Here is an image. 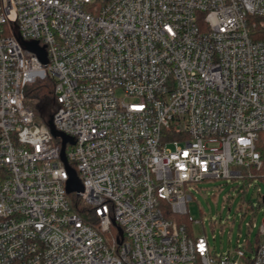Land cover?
<instances>
[{
    "label": "built area",
    "instance_id": "obj_1",
    "mask_svg": "<svg viewBox=\"0 0 264 264\" xmlns=\"http://www.w3.org/2000/svg\"><path fill=\"white\" fill-rule=\"evenodd\" d=\"M263 19L264 0H0V264H240L178 219L200 224L197 184L262 168ZM46 78L89 221L27 104Z\"/></svg>",
    "mask_w": 264,
    "mask_h": 264
},
{
    "label": "rangeland",
    "instance_id": "obj_2",
    "mask_svg": "<svg viewBox=\"0 0 264 264\" xmlns=\"http://www.w3.org/2000/svg\"><path fill=\"white\" fill-rule=\"evenodd\" d=\"M191 192L189 215L200 221L190 225L193 236L206 238L210 250L218 256L235 253L239 241L238 246L247 255L239 262L250 264L258 240L264 244V237L259 235L264 220V204H260L264 182L257 178L220 179L199 183ZM71 195L80 201L76 193Z\"/></svg>",
    "mask_w": 264,
    "mask_h": 264
},
{
    "label": "trees",
    "instance_id": "obj_3",
    "mask_svg": "<svg viewBox=\"0 0 264 264\" xmlns=\"http://www.w3.org/2000/svg\"><path fill=\"white\" fill-rule=\"evenodd\" d=\"M254 38L255 39H264V19L259 20L257 22V26L254 29ZM54 87L55 82L51 78H46L43 80H37L35 83L30 85L25 90V97L27 100V104L34 110L36 115V121L37 123H44L47 124L49 119L52 117L53 113L55 112L56 108V102L54 97ZM257 151L261 155L262 160V168L257 172L255 168H243L242 172L246 173L248 170L252 171L253 175L264 182V132L260 133V137L258 140V143L256 145ZM71 166L74 168V165L71 164ZM71 199L74 204V208L80 212L84 218H86V221H89L88 215H87V209L84 206H81V202L73 198V195H71ZM260 204H264V201ZM178 222L180 224H184L186 226L187 232L190 236H193L191 231L192 223L188 222L187 218H179ZM261 242L258 240L255 247L260 245Z\"/></svg>",
    "mask_w": 264,
    "mask_h": 264
},
{
    "label": "water",
    "instance_id": "obj_4",
    "mask_svg": "<svg viewBox=\"0 0 264 264\" xmlns=\"http://www.w3.org/2000/svg\"><path fill=\"white\" fill-rule=\"evenodd\" d=\"M26 47L38 55L42 64L44 65L48 64L47 54L44 48H39L37 46V43L28 44ZM48 127L54 138H60L62 140L61 160L64 163L67 169V172L69 174V180L67 181V184H66V191L69 195L74 194V193L79 194L83 191L82 183L77 175V172L74 169H72L71 166L69 165V162L66 157L67 144L74 145L75 141L73 138L64 135L63 133L59 132L55 128L54 123H53V117L49 119ZM118 230H119L120 236L122 237L123 231L120 228Z\"/></svg>",
    "mask_w": 264,
    "mask_h": 264
}]
</instances>
